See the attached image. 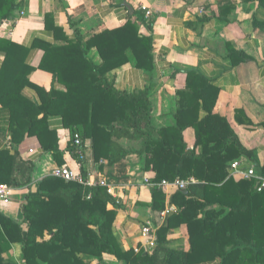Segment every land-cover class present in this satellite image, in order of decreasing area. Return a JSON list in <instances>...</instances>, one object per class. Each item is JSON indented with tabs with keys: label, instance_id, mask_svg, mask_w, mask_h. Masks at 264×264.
Wrapping results in <instances>:
<instances>
[{
	"label": "trees",
	"instance_id": "16d2710c",
	"mask_svg": "<svg viewBox=\"0 0 264 264\" xmlns=\"http://www.w3.org/2000/svg\"><path fill=\"white\" fill-rule=\"evenodd\" d=\"M19 7L16 0H0V25L13 19ZM51 18L46 15L47 26ZM144 22L136 15L135 21L120 28L87 41L67 40L63 46L38 41L35 45H43L45 55L37 69L28 63L31 49L0 37V52L5 54L0 67V113L8 115L7 125H0V141L7 131L12 136V147L0 150V183L28 189L22 222L0 214V264H18L4 258L14 244H22L24 264H89L94 258L102 261L105 254L122 264H264V188L259 190V180L228 175L233 161L252 158L253 152L243 145L231 122L215 111L218 91L202 76L189 73L187 89L177 93L174 123L158 127L148 94L120 92L109 78L131 61L141 70H153V38L141 34ZM94 48L102 58L100 65L90 58ZM38 69L53 75L50 91L30 81ZM56 84L65 90H58ZM26 89L36 92V101L24 94ZM53 118H60L70 131L68 150L74 158L76 134L85 145L91 141L96 162L107 160L110 166L131 152L113 138H129L141 142L138 153L144 156L143 170L154 174L153 184L196 181L173 196L171 204L177 212L158 228L152 252L123 250L114 228L123 206L107 187L54 176L34 181V165L21 162L14 148L35 137L44 152L64 164L58 131L49 123ZM188 130L195 135L193 147L186 139ZM258 174L264 180V166ZM152 197L147 206L154 217L165 209V194L154 186ZM182 226L188 230L189 251L182 242L169 239V233ZM46 233L51 239L40 241Z\"/></svg>",
	"mask_w": 264,
	"mask_h": 264
},
{
	"label": "crops",
	"instance_id": "0c3cea01",
	"mask_svg": "<svg viewBox=\"0 0 264 264\" xmlns=\"http://www.w3.org/2000/svg\"><path fill=\"white\" fill-rule=\"evenodd\" d=\"M16 3L20 7L14 18L21 11H25L26 16L12 28L10 35L12 19L1 23L0 37L31 49L28 63L36 69L45 55V47L35 45L38 41L52 46H63L67 40L87 41L106 30L120 28L129 20L135 21L136 15L145 18L141 6L149 7L153 17L145 19L140 30L144 36L152 35L154 68L145 71L137 68L133 61L125 64L109 75L115 88L128 94L147 93L152 103L153 122L158 127H165L174 123L178 111L177 93L187 89L189 73L202 76L219 93L215 111L231 122L243 145L253 152L252 158L242 159L257 173L264 166V0H16ZM46 15L52 16L48 26ZM56 28L64 32L56 31ZM90 58L95 64H102L96 48L91 50ZM4 59L5 54L0 52V67ZM30 81L47 91L55 85L53 75L39 69L32 72ZM56 88L65 90L59 84ZM24 94L37 100L36 92L31 89H26ZM7 119V114L0 113L1 126L7 125ZM49 123L58 131L64 164L59 165L53 154L44 152L35 137H27L14 148L19 159L34 165L35 182L53 176L55 169L66 165L80 172L93 185L104 181L110 187L109 193L123 206L114 228L124 251L135 250L141 245L142 225L146 218L152 217L147 205L153 200L154 186L160 187L165 194L162 212H177L171 201L180 189L170 181H166L169 185L164 188L161 183H152L154 174L143 170L144 156L138 153L140 141L113 138L125 151L131 152L110 166L107 160L96 162L93 159L91 141L86 140L87 160L79 169L68 150L70 131L63 128L60 118L50 119ZM8 137L12 139L7 131L0 141V150L8 149L3 145ZM186 139L193 147L195 135L192 130L186 132ZM30 149L37 153L30 154ZM228 175L231 177L229 171ZM12 189L11 200L0 204V214L22 222L21 207L28 189ZM162 212L153 217L158 221V228L170 214L160 219ZM22 228L26 232L27 224ZM50 239L51 234L46 233L40 241ZM169 239L182 242L188 251L191 249L186 226L172 230ZM4 258L24 264L22 244H14ZM88 263L122 264L109 254H105L102 261L94 258Z\"/></svg>",
	"mask_w": 264,
	"mask_h": 264
},
{
	"label": "built area",
	"instance_id": "2783aa9c",
	"mask_svg": "<svg viewBox=\"0 0 264 264\" xmlns=\"http://www.w3.org/2000/svg\"><path fill=\"white\" fill-rule=\"evenodd\" d=\"M141 11H143V13L145 14L146 20H149L153 17V12L149 9V7L142 5ZM25 16H26V12L21 11L18 17L11 20V23L9 25L10 29L8 30L9 35L12 33V28L16 26L18 22ZM73 142H74V146L76 149L75 150L76 165L80 169L87 160V151H86L87 147L85 143L82 141L79 134H76L74 136ZM3 145L5 146V148H11L12 147L11 138L10 137L6 138V140L3 141ZM28 152L30 154L37 153L35 149H30ZM228 171L231 177L240 178L244 180H252V179L259 180L261 182L259 190H262L264 188V180L261 179V177L257 173V170L253 166H250L247 163V161L242 158L236 161H233L229 165ZM52 175L54 177L63 179L65 181L77 182L84 186H89V187L95 186V185L105 186L108 188V191L110 192V187L104 181L93 185L89 183L88 181H86L80 172L75 171L72 167L68 165L55 169ZM193 181L194 180L181 181L178 179L174 181L172 184L178 187V189L184 190L189 185V183ZM168 185L169 183L166 181H163L161 183V186L163 188ZM13 193H14V190L10 186L0 183V204L8 203L11 200ZM168 213H170V210H168L167 212L165 211L162 212L160 215V219H163V217H165V215ZM157 222L158 221L156 219H153V217L146 218L141 228V235H140L141 245L140 247H137L135 249V253L137 254L141 252L148 253V252H152L155 249L157 245V231H158Z\"/></svg>",
	"mask_w": 264,
	"mask_h": 264
},
{
	"label": "water",
	"instance_id": "95a60500",
	"mask_svg": "<svg viewBox=\"0 0 264 264\" xmlns=\"http://www.w3.org/2000/svg\"><path fill=\"white\" fill-rule=\"evenodd\" d=\"M127 8L129 9V11H130L131 13H133V10L131 9V7L127 6ZM33 190L36 191V187H34Z\"/></svg>",
	"mask_w": 264,
	"mask_h": 264
},
{
	"label": "rangeland",
	"instance_id": "374dc122",
	"mask_svg": "<svg viewBox=\"0 0 264 264\" xmlns=\"http://www.w3.org/2000/svg\"><path fill=\"white\" fill-rule=\"evenodd\" d=\"M15 200H17V199H15Z\"/></svg>",
	"mask_w": 264,
	"mask_h": 264
}]
</instances>
